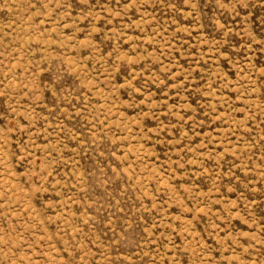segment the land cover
I'll return each mask as SVG.
<instances>
[{"label":"rangeland","instance_id":"obj_1","mask_svg":"<svg viewBox=\"0 0 264 264\" xmlns=\"http://www.w3.org/2000/svg\"><path fill=\"white\" fill-rule=\"evenodd\" d=\"M0 264H264V0H0Z\"/></svg>","mask_w":264,"mask_h":264}]
</instances>
